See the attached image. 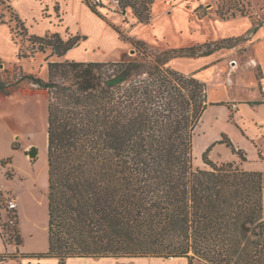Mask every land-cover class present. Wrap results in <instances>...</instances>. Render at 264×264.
Returning a JSON list of instances; mask_svg holds the SVG:
<instances>
[{"label":"trees","instance_id":"16d2710c","mask_svg":"<svg viewBox=\"0 0 264 264\" xmlns=\"http://www.w3.org/2000/svg\"><path fill=\"white\" fill-rule=\"evenodd\" d=\"M115 1L138 23L152 20L154 0ZM84 3L103 18L100 2ZM0 4L12 10L5 0ZM200 10L204 7L196 10L202 19L207 12ZM11 14L27 36L24 22ZM116 30L136 57L48 62L47 81L25 76L49 95V246L39 254H0V263L152 257L187 258L189 264H264V173L233 162L213 163L211 148L203 154L209 168L194 167L195 131L214 104L206 83L169 66L177 57L210 56L234 45L224 40L213 47L154 53L146 42ZM28 40L38 52L62 58L87 38L65 39L55 32ZM29 57L18 54L19 60ZM19 88L25 87L0 75V98ZM225 143L236 152L231 141ZM5 227L1 224L3 240L20 246L18 221L7 227L10 237Z\"/></svg>","mask_w":264,"mask_h":264},{"label":"rangeland","instance_id":"374dc122","mask_svg":"<svg viewBox=\"0 0 264 264\" xmlns=\"http://www.w3.org/2000/svg\"><path fill=\"white\" fill-rule=\"evenodd\" d=\"M9 1V0H8ZM100 2L99 11L103 18L94 15L82 4V0H67L61 6L55 0H42L40 17L28 9L26 5H19L21 12L27 16L28 23H24L28 31L25 36L23 30L17 28V22L12 16L17 11L9 10L0 4L1 21L9 25L13 43L17 48V55H30L29 58L12 62V53L6 54L2 66V78L9 83H18L35 93L14 94L8 100L0 102V153L5 154L7 139L11 131L19 132L13 148L15 159L13 163L17 172L9 166L11 159L3 163L0 174L6 187L17 195L20 204L18 229L22 244L5 242L1 238L0 254H39L48 250L49 225V169H48V92L40 90L38 85L31 83L25 76L48 80V62H121L136 57V51L130 43L124 42L116 29L126 37H133L146 42L152 52H161L173 48L193 47L216 44L229 40L234 45L222 48L211 56L177 57L169 62V66L186 75L195 77L206 83L212 101H228L229 93L219 85L226 84L230 78H243L249 83L253 77L262 78L259 67L253 75V69L248 68V62L259 59L264 65V0H154L152 20L149 24L138 23L130 9L122 11L115 0H95ZM10 3H7L9 6ZM202 5L207 15L200 19L197 8ZM248 12V16H241L240 11ZM236 13L235 19L231 15ZM221 14L226 17H222ZM19 17V15H18ZM20 18V17H19ZM35 18V19H33ZM23 21V20H21ZM221 23L222 25L218 24ZM232 23V24H231ZM261 24L257 31L254 28ZM220 25V26H219ZM197 27L199 30H197ZM262 30L261 32H259ZM58 32L63 38L80 35L87 38L80 46L71 50L66 56L58 58L51 52L37 51L29 40L30 35L44 36L47 33ZM227 33V34H226ZM226 34L224 38L216 39ZM134 54H131L132 51ZM202 51H206L204 47ZM18 57V56H17ZM211 64L216 67L209 68ZM37 91V92H36ZM248 96L247 94L243 95ZM212 110L201 128L205 129L208 119L213 115ZM201 134V129L196 135ZM194 143V167L208 169L201 154L204 137H197ZM223 142L228 139L222 137ZM264 150V145L262 147ZM36 151V156L30 153ZM250 166H255L256 153L247 151ZM208 159L216 164L224 161L214 160L211 152ZM246 160L245 153L240 152L233 163L240 168ZM39 165V166H38ZM37 168V169H36ZM39 168V170H38ZM243 169V168H242ZM39 177H38V175ZM1 184V181H0ZM7 191V189H6ZM9 192V191H8ZM3 220L6 219L1 212ZM1 223V220H0ZM21 254H18L20 257ZM146 264V260L138 258H102L87 263L79 260H69L67 264ZM156 264H188L187 258L158 259ZM0 264H58L54 259L42 260L35 258H17Z\"/></svg>","mask_w":264,"mask_h":264},{"label":"crops","instance_id":"0c3cea01","mask_svg":"<svg viewBox=\"0 0 264 264\" xmlns=\"http://www.w3.org/2000/svg\"><path fill=\"white\" fill-rule=\"evenodd\" d=\"M5 1L7 3H10V6L17 11V14L19 15L20 19L23 20V22L26 24L28 23L27 16L21 12L19 5L21 6L26 5L28 9H31V11L36 13L37 17H40L41 15V8L43 6L42 0H9V1L5 0ZM55 1L59 4V6H61L62 3L65 4L67 3V0H55ZM199 1L206 2L205 0H199ZM82 4H84L88 8V6L84 3V0H82ZM88 10L90 9L88 8ZM0 16H1V9H0ZM232 20L236 21L238 20V18L237 19L233 18ZM218 24L222 25L221 23ZM263 29L264 27L262 28V30ZM197 30H199L198 27ZM262 30H260L259 32H261ZM226 34L216 39L224 38ZM9 53H12L13 55V60L11 61L13 63L16 62L18 60L17 48L13 43L11 28L7 24H0V58L2 59V61H5L4 60L6 57L5 55ZM216 66L217 64H211L209 68ZM247 67L253 69V75L256 72L255 69L260 67L262 69V78L259 80L254 76L253 77L254 81L251 83L248 82L249 79L244 80L243 78H239V79L230 78L229 81L226 82V84L219 85L221 88L226 89L227 92L229 93L230 97L228 101H212L210 99L209 91H208L209 102L214 105L210 106L203 114L201 121L195 131L193 147H194V143L198 139L197 137L199 138L204 137L206 139V142L202 145L201 154L202 153L204 154L209 148H211V156L214 160H220V161H224V163H230L238 159V154L240 152H244L246 160L243 162L242 168L245 171H249V172L264 173V150L262 149L264 145V65L261 62V60L253 59L248 62ZM1 72H2V66L0 73ZM23 92L31 93V94L35 93L31 90H27V88L15 89L14 91L11 92V94L1 97L0 102H2L3 100H8L14 94H19ZM243 93L247 94L248 96L246 97L242 96ZM212 110H214V113L208 119L209 120L207 121L208 125L205 126V129L201 128V125L203 124L204 126L205 124V119L207 115ZM200 129H201V134L196 135L197 131ZM17 135H20V133L16 131H11V133L8 135V139L6 141L7 149H5V154L2 155L0 153V171L4 169L3 163L8 159H11L9 166L13 168L16 172L18 170L16 169V166L13 163L15 159L14 153L18 151L15 148H13V142L15 141ZM223 136H226L228 141L232 142V144L236 149V152H234L231 147H228L227 144L223 142L222 140ZM252 149L256 153V161L254 162L255 166H250L248 160L247 151H251ZM1 175H0V181L4 192L12 195L17 201L18 204L17 219H19L20 204L18 197L14 193H11V190L8 188V186L6 187V183L4 182L3 177ZM263 200H264V195H263ZM1 238L2 236H1V223H0V242H2ZM19 254L21 253L19 252ZM47 259H54L59 264L58 259L55 258H47ZM47 259H40V260L38 259V260L41 262L42 260H47ZM138 259L140 260V262L141 260L142 261L146 260L145 261L146 264H156L154 261H152L155 258L152 257L138 258ZM172 259L174 258L169 259V261ZM69 260H79V262L87 263L89 261H93L96 259L73 258ZM69 260H67L66 264L68 263ZM118 262L119 261H115V264H119ZM194 264H205V263L195 261Z\"/></svg>","mask_w":264,"mask_h":264},{"label":"built area","instance_id":"2783aa9c","mask_svg":"<svg viewBox=\"0 0 264 264\" xmlns=\"http://www.w3.org/2000/svg\"><path fill=\"white\" fill-rule=\"evenodd\" d=\"M17 210L18 204L16 199L4 192L1 184H0V219L1 224H5V228H3V232L6 234L7 237H10L9 233L7 232V227L13 228L17 225ZM1 212H4L6 215V219L3 220V216Z\"/></svg>","mask_w":264,"mask_h":264},{"label":"water","instance_id":"95a60500","mask_svg":"<svg viewBox=\"0 0 264 264\" xmlns=\"http://www.w3.org/2000/svg\"><path fill=\"white\" fill-rule=\"evenodd\" d=\"M135 53V51L133 50L132 52H131V54H134ZM30 156L31 157H35L36 156V151H32L31 153H30Z\"/></svg>","mask_w":264,"mask_h":264},{"label":"bare ground","instance_id":"6f19581e","mask_svg":"<svg viewBox=\"0 0 264 264\" xmlns=\"http://www.w3.org/2000/svg\"><path fill=\"white\" fill-rule=\"evenodd\" d=\"M39 166V165H38ZM37 169V168H36ZM38 170H39V168H38ZM38 175V174H37ZM38 177H39V175H38Z\"/></svg>","mask_w":264,"mask_h":264}]
</instances>
